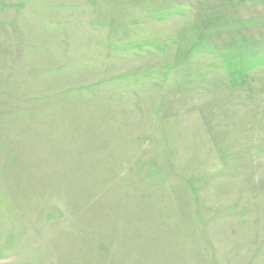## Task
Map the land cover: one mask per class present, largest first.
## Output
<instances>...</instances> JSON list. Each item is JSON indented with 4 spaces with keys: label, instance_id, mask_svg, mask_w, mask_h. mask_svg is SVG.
<instances>
[{
    "label": "rangeland",
    "instance_id": "obj_1",
    "mask_svg": "<svg viewBox=\"0 0 264 264\" xmlns=\"http://www.w3.org/2000/svg\"><path fill=\"white\" fill-rule=\"evenodd\" d=\"M0 264H264V0H0Z\"/></svg>",
    "mask_w": 264,
    "mask_h": 264
}]
</instances>
